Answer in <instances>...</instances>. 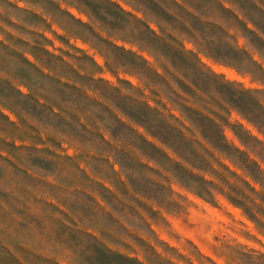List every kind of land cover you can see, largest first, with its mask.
<instances>
[{"label": "clouds", "instance_id": "clouds-1", "mask_svg": "<svg viewBox=\"0 0 264 264\" xmlns=\"http://www.w3.org/2000/svg\"><path fill=\"white\" fill-rule=\"evenodd\" d=\"M244 192L264 194V0H0V246L22 264H264Z\"/></svg>", "mask_w": 264, "mask_h": 264}, {"label": "rangeland", "instance_id": "rangeland-1", "mask_svg": "<svg viewBox=\"0 0 264 264\" xmlns=\"http://www.w3.org/2000/svg\"><path fill=\"white\" fill-rule=\"evenodd\" d=\"M177 8L181 9L182 11H187V9H184L182 5H176ZM160 11H162L165 15L172 17L173 19H177V15L172 12L168 7H163L160 9ZM171 33H169L170 35ZM157 35H160L161 41L162 43L166 44L167 46L179 51V49L177 48V46L172 43V41L166 39L163 35L157 33ZM38 55H44L47 56L48 59H53L50 55H48L46 53V51L43 48H39L38 49ZM59 59V58H56ZM119 83H123L122 81H118ZM115 87V85H114ZM140 92L142 93L141 96L138 97H128V99L130 101H132L133 103L136 104H143V103H147L149 105V107H153L155 108L156 111H159L165 119L168 118L169 113L171 112L172 116H174L176 119H179V114L176 113L175 111H173L171 109V106L163 99H161L159 96L157 97H152V93L148 92L146 89L141 88ZM149 97H151V99H149ZM160 100V103L164 104V107L161 108L159 107V105L157 104V100ZM186 100H188L189 102L185 105L186 107L191 108L193 111H199L200 114L202 116H204L206 119L208 120H213L214 123L218 122L211 117L208 113H204L202 110H200L198 108L197 105L192 104L190 101V98L185 97ZM111 110V109H110ZM138 118H139V114ZM6 120V118H3ZM169 124L171 125V127L175 130L174 132H169L168 136H172L175 135L176 133H179L184 140L185 144H192L194 145V151L195 153L208 165H210L218 174L219 179L214 180L213 182L220 184V180H224L227 181L229 185H231V187H235L237 192H242L243 190L239 187V185L233 184L232 181L225 175V173L221 170L220 168V164L223 163V161L221 160V158L219 157L218 154L213 153L212 150L204 144L203 141L199 140V138L195 137L194 135L190 134L189 130H188V126L185 124L184 126H181V124H171V121H169ZM165 139H167L168 137H164ZM149 145L151 148H154L156 150H158L159 152L163 153L164 155H169L165 149L162 147V145L159 142L153 143L151 140L148 141ZM195 145H199V147H195ZM201 147H203L205 149V151H201ZM205 152L209 153V155H205ZM210 156H215L216 160H218L220 163H216L213 161V159H210ZM171 158V157H169ZM174 163H177L180 167H185L184 163L182 161H173ZM249 164L251 165H256L257 167H259V165L256 163L255 160L251 159V157H249ZM186 171H192L191 169L185 168ZM221 187H223V185H220ZM253 191H255V189H253ZM243 195L245 197H247V199H240L239 197L233 196L234 199H238L240 203H243L245 208H247L248 212L251 213V216L256 219V220H260L262 217H264V207H262V205H264V194L261 193H256V199H252V197L244 192ZM260 200V203H257L256 201ZM251 201V202H249ZM174 251L177 252V254L179 256H181L185 261L186 264H191V261L189 260V258L187 256H185L184 252L180 249H174ZM198 251H200L201 254H204V252L206 251L205 249H198ZM101 260H102V264H112V261L108 258L105 257L102 253H101ZM0 264H22V257L21 254L16 252L13 249H9V248H4L3 246H0ZM166 264H171V261H167Z\"/></svg>", "mask_w": 264, "mask_h": 264}]
</instances>
